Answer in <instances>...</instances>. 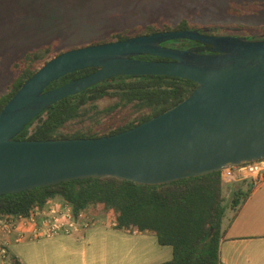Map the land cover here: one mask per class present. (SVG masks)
<instances>
[{
  "label": "water",
  "instance_id": "95a60500",
  "mask_svg": "<svg viewBox=\"0 0 264 264\" xmlns=\"http://www.w3.org/2000/svg\"><path fill=\"white\" fill-rule=\"evenodd\" d=\"M200 44L186 50L165 43ZM149 56L168 61H144ZM93 74L49 90L87 69ZM123 76L192 81L194 92L126 132L97 139L17 140L40 114ZM264 160V39L171 31L71 49L40 69L0 113V198L88 179L161 186Z\"/></svg>",
  "mask_w": 264,
  "mask_h": 264
},
{
  "label": "trees",
  "instance_id": "16d2710c",
  "mask_svg": "<svg viewBox=\"0 0 264 264\" xmlns=\"http://www.w3.org/2000/svg\"><path fill=\"white\" fill-rule=\"evenodd\" d=\"M31 0H3L0 13L10 16L17 7L30 6ZM51 0H41L47 8ZM236 5V6H235ZM43 7V8H44ZM238 8L243 12L238 13ZM153 12L135 26L112 30L104 38L74 47L126 41L131 38L171 31L213 29L217 26L200 24L204 15L192 9ZM259 6L233 4L230 16H260ZM8 14V15H7ZM175 17V23L172 21ZM172 19V20H171ZM1 25V24H0ZM198 43L175 41L164 46L185 50ZM62 50L60 41L44 44L29 51L13 64L19 71L0 97V113L19 92L22 86ZM144 61H168L149 56ZM98 69H87L63 77L50 88L93 74ZM197 84L180 78L163 76L116 77L69 97L53 105L35 118L17 140L49 141L60 139H97L117 135L162 115L186 100ZM111 103L101 108L103 101ZM80 128L71 130L72 125ZM60 198L73 207L75 215L92 207H102L104 216L115 215L117 229L150 232L162 246L173 248V259L164 264H223L220 245L224 235V220L229 209L238 207V195L230 201L225 196L222 173L183 180L161 186H141L115 178L88 179L39 188L0 198V214L28 215L36 207L43 208L50 200ZM13 264H22L12 258Z\"/></svg>",
  "mask_w": 264,
  "mask_h": 264
},
{
  "label": "rangeland",
  "instance_id": "374dc122",
  "mask_svg": "<svg viewBox=\"0 0 264 264\" xmlns=\"http://www.w3.org/2000/svg\"><path fill=\"white\" fill-rule=\"evenodd\" d=\"M40 2L31 0L30 6L17 7L10 16L0 13V97L19 74L13 64L29 51L53 41H60L62 50L69 51L104 38L114 29L142 23L153 12L192 9L204 15L198 18L200 24L217 26L204 29L209 35L264 39V0H51L47 8ZM233 4L257 5L262 12L259 17L230 16ZM110 103L103 101L101 108ZM78 128L74 124L70 131Z\"/></svg>",
  "mask_w": 264,
  "mask_h": 264
},
{
  "label": "crops",
  "instance_id": "0c3cea01",
  "mask_svg": "<svg viewBox=\"0 0 264 264\" xmlns=\"http://www.w3.org/2000/svg\"><path fill=\"white\" fill-rule=\"evenodd\" d=\"M238 195V207L228 210L220 245L223 264H264V180H243L225 185L230 201ZM97 225L72 235L17 241L7 238V257L0 264H164L173 259L170 246H162L150 232L132 233L104 224L97 214Z\"/></svg>",
  "mask_w": 264,
  "mask_h": 264
},
{
  "label": "built area",
  "instance_id": "2783aa9c",
  "mask_svg": "<svg viewBox=\"0 0 264 264\" xmlns=\"http://www.w3.org/2000/svg\"><path fill=\"white\" fill-rule=\"evenodd\" d=\"M221 173L224 185L249 179L259 183L264 180V160L225 169ZM101 211V206L92 207L75 215L70 204L56 198L50 200L43 208L36 207L28 215L0 214L1 255L7 257V238L13 234L17 236L18 242L72 235L85 227L97 225L96 215ZM104 224L117 228L115 215L105 216Z\"/></svg>",
  "mask_w": 264,
  "mask_h": 264
},
{
  "label": "flooded vegetation",
  "instance_id": "af4514ba",
  "mask_svg": "<svg viewBox=\"0 0 264 264\" xmlns=\"http://www.w3.org/2000/svg\"><path fill=\"white\" fill-rule=\"evenodd\" d=\"M200 45H193V46H190L189 48L187 49H190V48H194V47H199ZM171 48V47H170ZM186 50V49H185Z\"/></svg>",
  "mask_w": 264,
  "mask_h": 264
}]
</instances>
